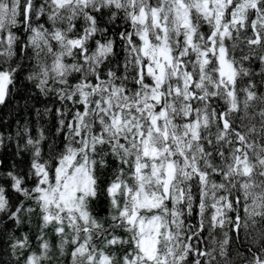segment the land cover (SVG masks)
I'll list each match as a JSON object with an SVG mask.
<instances>
[{
	"label": "snow or ice",
	"instance_id": "snow-or-ice-1",
	"mask_svg": "<svg viewBox=\"0 0 264 264\" xmlns=\"http://www.w3.org/2000/svg\"><path fill=\"white\" fill-rule=\"evenodd\" d=\"M0 264H264V0H0Z\"/></svg>",
	"mask_w": 264,
	"mask_h": 264
},
{
	"label": "trees",
	"instance_id": "trees-1",
	"mask_svg": "<svg viewBox=\"0 0 264 264\" xmlns=\"http://www.w3.org/2000/svg\"><path fill=\"white\" fill-rule=\"evenodd\" d=\"M7 112H9V109H2V110H0V113H7Z\"/></svg>",
	"mask_w": 264,
	"mask_h": 264
}]
</instances>
